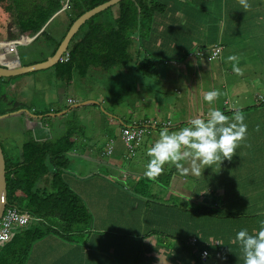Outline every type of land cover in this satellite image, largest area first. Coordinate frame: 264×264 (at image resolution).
Returning a JSON list of instances; mask_svg holds the SVG:
<instances>
[{"label": "trees", "instance_id": "16d2710c", "mask_svg": "<svg viewBox=\"0 0 264 264\" xmlns=\"http://www.w3.org/2000/svg\"><path fill=\"white\" fill-rule=\"evenodd\" d=\"M106 1L0 0V3L14 17L10 27L14 39L21 43L19 47L27 50L33 44L41 48L39 58L30 62L37 63L56 52L78 17ZM165 4L158 0H121L116 3L120 15L115 24L100 21L99 16L106 10L93 15L73 36L62 56L64 60L50 68L68 87L76 77H84L92 65H101L109 72L115 66L129 63L130 34L142 30L145 35L154 15L166 14ZM1 46L7 47L0 42ZM13 78L17 76L0 78V84L3 81L9 85ZM6 91L7 96L4 88H0V115L19 106ZM2 100L9 105L4 106ZM255 117L262 125L260 136L264 133V117L252 116ZM73 143L72 136L66 134L55 142H26L23 160L21 155L13 159L6 153L7 207L16 206L41 220L16 226L11 239L1 248L0 264H38L35 259L42 255L48 256L49 264H221L231 261L229 253L240 246L233 243L238 231L247 228L250 234H255L264 221V161L259 156L252 154L245 168L233 171L230 182L224 185L223 197L212 186V180L221 178V171L231 172L233 161L225 159L220 166L206 167L197 177L193 194L196 197L191 199V206L179 204L176 199H162L161 190L151 191L149 182L139 185L138 179H131L130 186L126 184L123 188L120 183L110 181V186L101 188L102 195L96 186L101 181H95L101 178L96 174L87 179L69 174L73 178L70 184L64 175L70 165L68 156ZM165 166L163 174L156 178L166 180L165 188L173 178L188 177L174 165L169 171ZM45 174L52 177L46 185L42 183ZM93 178V198H103L99 200L103 210L98 211L103 218L96 220L84 192L90 193L85 183ZM12 194L19 195L24 205L13 203ZM102 203L97 204L98 210ZM94 221L98 222L95 228ZM193 237L195 242L191 241ZM54 240L66 245L64 255H48L58 250L52 249ZM237 249L242 252L241 247Z\"/></svg>", "mask_w": 264, "mask_h": 264}, {"label": "crops", "instance_id": "0c3cea01", "mask_svg": "<svg viewBox=\"0 0 264 264\" xmlns=\"http://www.w3.org/2000/svg\"><path fill=\"white\" fill-rule=\"evenodd\" d=\"M158 1L166 3V14L157 13L154 15L151 20L152 26L145 35L142 30L131 33V60L125 65L122 63L112 68H117L116 72L120 74H124L125 70L128 72V70L132 69L128 78L131 83L135 84L131 90L126 91L124 85L123 87L119 85L117 78L113 82L114 85L116 83L118 85L113 87L114 90L112 92L116 93L122 89L123 91L120 93L129 100V103L134 108L133 111L130 110V118L128 120H125L124 117L117 119L119 121L118 125L129 126L140 119H150L170 122L167 127L169 131H177L181 127L187 126L190 119L197 116L205 117L212 108H219L229 116H232L235 111L243 110L245 111V122L247 125L252 116L264 117V0H249L252 7L248 11H244L238 0ZM115 5H111V9H108L109 7L106 8V11L99 16L101 22L109 21L115 24L116 19L120 15L119 6ZM196 26L207 27L204 33L206 39L209 40L206 43H202V33L198 28H194ZM193 30L197 31L196 38L193 40L194 44L188 46L190 48L189 53L185 54L188 48L185 51H181L182 49L179 48V45L187 41L185 38L186 32ZM3 31L0 30L1 34ZM176 36H179L178 40H175ZM2 43L8 47L7 43ZM217 47H220L221 51L216 55L213 52ZM7 51H9L10 57H13L12 59L17 60V66L35 63L23 62L21 58L19 59L16 56L15 50L10 46ZM233 54L239 56L237 67L241 69L242 75H237L233 72V62L227 61V57ZM13 67L10 66V68ZM119 68L121 69L118 72ZM106 71L101 65H92L84 77H76L74 82L66 87L65 82L63 83L60 78H57L54 70L55 73L53 72V74L57 80L54 81L50 78V86L41 88V93L37 96V99L35 98V101L36 104H40L43 100L42 96L45 95L51 96L53 99L46 100L43 103L44 108L35 113L24 99L12 94L17 87H25L26 84L34 82V77L23 80L24 75L33 74V72L19 75L17 76V82L8 86L10 99H12V95L13 100L18 102V109L10 113L1 114L0 123L3 120V125H20L27 118H39L43 121L44 126L42 131L32 137V139L41 138L40 141L54 142L51 139L55 138L57 130L61 127L59 123L54 125V121L63 120L66 118L65 115L81 107V105H98V102L89 97L90 94L83 98L75 93L79 91V86L86 82L84 81L85 79ZM213 89H219L222 95L213 104H208L204 101L203 96L205 92ZM108 94L110 93L107 92L106 96ZM66 96L75 99L80 97L81 100L76 104H70ZM110 99L111 96L109 102ZM47 108L50 110L45 111ZM150 112H153V114H150ZM76 116L70 121L74 122L77 119ZM162 128H165L162 124L152 125L138 147H141L143 152L147 149V154L148 149L159 138V132ZM41 134L43 135L40 137ZM52 134L53 136H51ZM73 134L72 138L75 143L70 148L77 152L75 158L72 157L74 156L73 151L69 152L70 165L68 166L69 171H67L68 169L65 171V177L66 172L71 175L75 174L77 175L75 177H81L80 179H87L96 174L101 178L95 180L101 181L96 186L102 189L105 185L110 186V181H113V177L122 181L141 177V170H132V163H128L130 161L128 160L130 158L128 150L127 153L120 150L119 155H116L117 157L106 155L105 145L113 148L114 151L111 155H115L118 152L117 149L120 142L124 143L122 135L120 137L109 135L108 139L104 140L102 138L103 141L98 142L96 135L84 132H73ZM89 138L93 140H89ZM3 146L2 149L6 160L7 152ZM24 147L25 144L22 148L20 147L21 150L18 155V157L21 155L22 159L24 153L22 149ZM7 155L9 154L7 153ZM94 155L97 156L96 160H98L95 168L88 170V168L82 167L84 156L85 158H92ZM106 159H109V161L107 162ZM106 162L112 166L113 173H117L118 176H111L108 169L104 170L101 167ZM49 176L44 179V185L48 183L49 178L51 180L52 177ZM93 180L94 178L85 183V186L90 188V193L85 190L84 192L87 194V198L85 197L87 205L96 220L97 217L102 218L98 211L103 210V203L99 202L103 198H93ZM68 181L71 184L73 178L71 180L68 179ZM111 187H113V183ZM194 187L195 185L188 187L191 189L189 195L195 193ZM102 194L103 191H99V195ZM201 194L198 193L196 195L200 196ZM168 198L171 199L170 197ZM99 203H102V205L98 210L97 204L99 205ZM57 225L58 227L61 226L60 224ZM153 240L155 238L151 239L152 242H154ZM52 243L55 244L52 249H60L62 253L67 251L64 243H60L58 240H54ZM237 247L240 248V246ZM237 247L236 251L229 253L232 256V260L223 261L221 264H244L243 254L238 251ZM54 254L57 253L53 252L48 255ZM172 259L171 257L170 263H173Z\"/></svg>", "mask_w": 264, "mask_h": 264}, {"label": "rangeland", "instance_id": "374dc122", "mask_svg": "<svg viewBox=\"0 0 264 264\" xmlns=\"http://www.w3.org/2000/svg\"><path fill=\"white\" fill-rule=\"evenodd\" d=\"M31 1L35 2L36 0H31ZM13 22H14V17H12L10 12L5 11L2 8L1 3H0V30H4L2 34L0 32V41L7 43L8 47L10 46L12 49H14L16 56L19 53V59L21 58L23 62H31L39 58V56L42 54V50L38 46H35L32 44L30 47L27 48V50L26 48L23 49L22 47H19L21 43L18 40H15L11 33L10 26H12ZM55 22H57V20L54 21L53 23ZM194 28H198L201 31L202 33L201 39L203 40L202 43L204 42L206 43L209 40V39H206V35L204 33L207 27L205 26L197 27L196 26ZM196 34H197L196 30L186 32L185 38L187 39V41H184L179 45V48L182 49L181 51H185L187 48H189L188 46L194 44L193 40L196 38ZM178 38L179 36H176L175 40H178ZM7 49L1 46L0 63H2L5 66H11V67L17 66L18 65L17 60H14L12 59L13 57H10V53L9 51H7ZM120 69L121 68L118 69V72ZM116 71H117V68L111 69L109 70V72L108 71L102 72V73H99L98 75H93L92 77L84 80L86 82H83L79 86V91H77L75 94H79L83 98L87 97V95L90 94L89 97L93 98L95 102H98V105H95V104L90 105V106L81 105V107L65 115L66 118H64L63 120L54 121L53 123L54 125H57L59 123L61 127L57 130L55 138L51 140L55 142L60 137L66 134H71V136L73 137L74 135L73 132H79V133L84 132V133L96 135L98 142H102L103 139L104 140L108 139L110 137L109 135L118 136V137L122 135V129L126 125H123V126L118 125L119 121L117 119L124 117L125 120H128L130 118V115H129L130 110L133 111L134 108L129 103V100L126 99L125 96L120 93L123 91L122 89L120 91H117L116 93L112 92L114 90L113 87L118 85L117 83L114 85L113 82L115 81V78H117V82L119 83V85H121L122 87L124 85L126 87V91L131 90V88H133L135 84L131 83L129 81L130 79L128 78V76L131 75L132 69L128 70V72H126L125 70L124 74L117 73ZM53 72H54V69L49 68L46 70L35 71L33 72V74L30 73V74L24 75L23 80H28L34 77L35 78L34 82L31 84H26L25 85L26 88L20 87V86L17 87V89H15V91H13L12 94L17 95L21 97L22 99H24L25 102L34 111V113L42 110L44 108L43 103L46 102V100H50L53 98L47 95L42 96L43 100L40 104H36L35 100L37 99V96L40 95L41 88L48 86V85L50 86L49 84L50 78H52V80L54 81L57 80ZM17 79L18 78H13L10 84L16 83ZM121 79L123 80L122 82H121ZM2 84H0V88H4L5 94L7 96L8 92L6 91V89H8V86H11V85H8L3 81H2ZM82 87L84 88L82 89ZM107 92L110 94L106 96ZM110 96H111V99L109 102ZM11 97L12 99H14L12 95ZM67 97L68 96H66V98ZM68 98H67V101H68ZM76 98L78 99V101L77 99L74 98L75 101L74 103H71V104H76L77 102H79V100H81L80 97H76ZM114 102L115 104H113ZM2 104L6 107L7 105H9L8 102H6V100H2ZM240 111L243 114L245 113V111L243 110H240ZM150 114H153V112H150ZM74 116H76L77 119L74 122H71L70 119H72ZM1 122L3 123V120ZM159 122L163 123L164 121L163 122L159 121ZM2 123H0V141L4 144V148L6 149L5 151L13 159H18V155H19V152L22 146L26 142L30 140H34L32 139V137L40 133L44 126L43 121L40 120L39 118H27L26 121L24 123H21L20 125H10V124L3 125ZM261 129H262V125L260 124L259 119L256 117L250 118L247 139L240 145V147L236 149V154L231 159L233 161V164L231 168L229 169H232V171L229 173L221 171V178H218V180L216 179L212 180L213 182L212 186L214 187L216 186L217 189H219L217 191H219L220 197H223L224 194L222 191L225 189L224 185L230 182V178L234 174L233 171L237 169V171L239 172L241 168H245V166L247 165L245 163H247L248 158L251 159L252 154H254L255 157L259 156V158L262 161H264V149L262 147V145L264 144V133L259 136ZM42 135L43 134H41L40 137ZM51 136H53V134ZM260 137L261 139L259 140ZM40 139L41 138H37L36 140L40 141ZM47 139L49 140V138ZM89 140H93V139L89 138ZM124 143L122 141L120 142L119 147L117 149L118 152H116L115 155H109V154H106V155L110 157H117L116 155H119L120 150L126 151L127 153L128 147L126 143L125 144ZM105 148L108 149L109 147L105 145ZM95 150L96 149L94 147V151ZM134 150L136 153L134 156H130V158L128 159L130 161H128V163L129 162L132 163L131 165L132 170H138V171L141 170L140 172L141 177H139L137 181L139 185H142L144 182H149L150 186H148V188L151 191L156 190V189L162 191V194L160 195L162 199L164 198L167 199L168 197H170L171 200L176 199L179 204H182L185 202L184 204H188L192 206L193 203L191 199L193 197L195 198L196 196L189 195L191 193V189H189L188 187L193 186L197 183V177H195L192 174H185L186 176H188L187 180H185L186 178L185 176L184 177L182 176L178 179L173 178L171 185L165 188L163 185H166V184L163 181H166V180H163V179L152 180V179L145 178L146 170L144 169L146 168L147 163L150 160V157L146 154L147 149L143 152L141 147L139 148L138 146H135ZM76 152L77 151L75 150L73 151V154H74V156H72L73 158L76 157L75 155ZM78 157L81 158L80 156ZM96 157H97L96 155H94L92 158L91 157L85 158L84 156L82 167L84 168L86 167L88 168V170L95 168V166L98 164V160H96ZM106 161L108 162L109 159H106ZM107 162L103 163L101 167L104 170L108 169V172L111 173V176H118L117 173H113L112 166ZM50 165L51 164H49L48 167ZM172 168H173V165L171 164H166L165 166L166 171L172 170ZM67 171H69V169ZM48 176H49L48 174H45L42 177L43 184H45L44 179L47 178ZM66 177H68L71 180L68 172H66ZM165 177L169 178V175ZM113 180L115 182L120 183L122 188L126 184L129 186L130 183L132 182L131 179L129 181H122L120 179H114V177H113ZM49 181H50V178L48 179V182ZM153 182H155L156 184L155 183L152 184ZM98 188L100 191L101 188L100 187ZM163 193H166V194H163ZM136 194L141 196V194L139 193H136ZM12 201L13 203L18 204V205H24V201H22V198L19 195L17 196V195L12 194ZM102 218H103V215H102ZM97 223L98 222L94 221V228ZM115 230H118V229H115ZM55 252L60 255L61 254L64 255L66 253V252L62 253L60 249H58ZM35 262H39L38 264H49L50 263L47 255H44V256L42 255L40 259L36 258Z\"/></svg>", "mask_w": 264, "mask_h": 264}, {"label": "clouds", "instance_id": "9594fccd", "mask_svg": "<svg viewBox=\"0 0 264 264\" xmlns=\"http://www.w3.org/2000/svg\"><path fill=\"white\" fill-rule=\"evenodd\" d=\"M238 3L244 11L252 7L249 0H238ZM227 61L233 62V72L242 75L241 69L237 67L239 56L229 55ZM221 95L219 89H213L205 92L203 99L213 104ZM245 119L241 111H235L229 116L219 108H212L205 117L192 118L187 126L177 131L162 128L159 138L148 149L150 160L145 176L154 180L163 174L166 164H171L182 174L199 177L206 167L220 166L225 159L230 161L236 149L247 139L248 125ZM107 150L105 152L109 155L114 151L113 148L111 153ZM127 150L129 156L135 155ZM23 212L29 213L31 220H41L40 217H32L28 211ZM236 242L241 247L244 264H264V221L260 222V228L255 234H250L247 228L238 231L233 243Z\"/></svg>", "mask_w": 264, "mask_h": 264}, {"label": "water", "instance_id": "95a60500", "mask_svg": "<svg viewBox=\"0 0 264 264\" xmlns=\"http://www.w3.org/2000/svg\"><path fill=\"white\" fill-rule=\"evenodd\" d=\"M119 1L121 0H108L84 12L80 17H78L74 21V23L68 30L67 34L65 35L64 39L62 40L61 44L57 48L56 52L53 55L49 56L46 60L31 64V65H22V66H16L13 68L0 65V78H10L13 76H19V75L30 73V72L49 69L50 67L54 66L56 63L59 62L63 54L67 51L68 46L73 36L77 33L80 27L90 17L105 10L111 5L116 4ZM6 173H7L6 160L4 156V151L0 143V220L4 214L5 208L8 206Z\"/></svg>", "mask_w": 264, "mask_h": 264}, {"label": "built area", "instance_id": "2783aa9c", "mask_svg": "<svg viewBox=\"0 0 264 264\" xmlns=\"http://www.w3.org/2000/svg\"><path fill=\"white\" fill-rule=\"evenodd\" d=\"M221 51L220 47H217L214 50V54H218ZM62 59V57H61ZM64 60V58L62 59ZM69 103H74L75 99L70 97L68 99ZM162 124L163 127H168L170 122L160 123L158 120L142 119L132 125H126L122 129V138L124 139L128 149L132 154H135L134 147L138 146L146 132L152 125ZM108 153L112 152V148L109 147L107 150ZM31 220L29 213L21 212L16 206L7 207L1 220H0V252L4 243L11 239L14 229L18 225H26ZM192 242L196 241V238H191ZM203 256L206 257L207 253L204 252Z\"/></svg>", "mask_w": 264, "mask_h": 264}]
</instances>
